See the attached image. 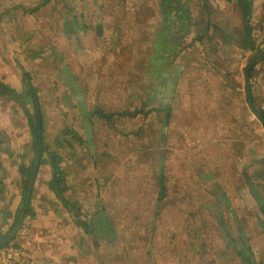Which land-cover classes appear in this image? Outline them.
<instances>
[{
  "label": "rangeland",
  "instance_id": "374dc122",
  "mask_svg": "<svg viewBox=\"0 0 264 264\" xmlns=\"http://www.w3.org/2000/svg\"><path fill=\"white\" fill-rule=\"evenodd\" d=\"M38 1L42 0L16 3L30 7ZM159 1L52 0L37 14L43 17L41 24L34 19L29 24L22 16L23 29L36 30V52L52 47L66 63L62 67L60 63L61 78L51 80L39 63L44 62V55L36 57L38 78L34 79L43 95L40 109L46 144L63 148L64 160H73L72 167H85L89 181L93 175L99 177L97 203L104 204L112 225L111 239L97 237V246L91 245V253L100 262L264 264V229L242 173V166L250 164L256 154L253 148L258 144L264 148V124L245 90L251 51L238 45L243 18L233 1L208 0L212 5L209 17L202 0H183L192 11L191 31L183 36L179 55L171 54L164 64L149 69L147 60L162 20ZM253 7V34L264 46V0H253ZM23 10L16 9V15ZM208 19L215 24L209 32L212 39L195 40L197 28L203 30ZM67 22L71 27L65 26L69 33L65 39L61 27ZM115 49L122 50L120 59L102 68L106 51ZM54 59L51 64L59 69ZM176 64L181 71L185 65L186 71L179 76L177 88L164 90L165 104L172 106L165 124L166 112L145 114L160 105L152 91L160 75L155 69L162 74ZM249 78L256 83L252 101L264 110V62ZM27 79L32 84V78ZM67 80L78 86L89 111L94 105L107 112L142 111L135 116L116 114L109 123L95 113L88 124ZM57 140H62L60 147ZM163 167L167 195L159 201ZM215 183L227 200L221 198ZM68 201L74 215L81 205L84 216L92 219L89 199ZM242 234L246 252L253 256L250 262L238 259L233 244V237Z\"/></svg>",
  "mask_w": 264,
  "mask_h": 264
},
{
  "label": "crops",
  "instance_id": "0c3cea01",
  "mask_svg": "<svg viewBox=\"0 0 264 264\" xmlns=\"http://www.w3.org/2000/svg\"><path fill=\"white\" fill-rule=\"evenodd\" d=\"M51 1H38L28 7L27 4L16 3V0H0V80L16 89L21 95H24V85L26 84V82L24 83L26 81L24 71L28 72L33 80L32 85L37 91L40 107L43 106V95L41 88L38 86V79L35 78L37 81L34 79V77H37L35 74L36 67L38 68L39 63L43 64L44 72H48L53 77L51 80H53L56 77L57 79L61 78L60 63L61 67L62 64L65 65L66 63L63 57L55 56L56 52L55 50L54 53L52 52V47H48L41 53L44 55L45 60L38 63L36 57L41 54L36 52L35 49L34 32L36 30L32 29L31 26L23 29L22 24L25 20L22 19V16H25L29 24H31V19L41 24L43 17L37 14H41L39 11ZM40 3L43 4L41 5ZM19 7L24 10L16 15V9H19ZM66 25L71 27L68 22L64 26L62 25L61 29L64 31L62 35L65 39L69 34L65 29ZM101 26L102 24L100 23V34L103 31ZM103 50L105 51L106 49L103 48ZM121 51V49L106 51L107 56L104 58L107 60L101 62L102 68L107 69L109 67L107 65L108 62H116L120 59ZM56 57L58 59L57 62H59V69L58 65L53 67L51 64V61L55 60L54 58ZM147 61V65H149V60ZM182 70L186 71L185 65ZM246 84L248 85V77ZM255 87L256 83L253 82L252 93L253 88L256 89ZM245 90L249 92L247 86ZM53 94L55 95V92H52ZM24 106H20L14 100L0 98V131L5 134V138L0 142V239L6 236L16 224L17 212L23 200V183L26 177L24 169L32 166L35 159V134L29 124ZM31 106L32 104L30 103L26 104L30 111ZM95 107L100 106L94 105L92 109ZM100 108L103 109L102 107ZM104 111L106 114L115 113V111ZM145 115H148L147 112ZM112 116L101 117L109 123L114 118ZM43 118L45 122V117ZM44 136L46 141L47 130L45 127ZM61 141H56L58 147L62 145ZM259 145L253 148L256 154L251 158L250 164L242 166V173L244 178L247 179L249 177V180H252L258 195L261 194L264 198V148L260 149L261 146L259 147ZM48 147L47 145V149L42 155L45 160L40 163L37 177L32 187L33 198L31 206L34 210V215H27L23 220V223H26L38 238L34 240V244L30 249V253L34 257V264H106L105 261L102 263L100 259H95L94 253H91L93 247L91 245L97 246V243H99L95 231L94 233H86L84 227L77 223L79 214L75 213L74 215V211L72 212L63 199H77L80 203H84V199H89L91 201L89 207L92 214L90 216H92V220H96V217L101 214L100 209L103 207L105 210L104 204L97 203L100 190L99 177L93 175L89 181L85 167L83 169H79L76 166L72 167L73 160H64L63 148L53 149ZM52 151L61 155V165L67 178L62 185L63 198L57 195L51 185L53 167L50 162V152ZM251 168L252 172L248 171ZM246 179L245 183L250 196L249 200H252L253 204H255V215L257 213L262 215L259 209L260 206ZM255 179H259L261 183H256ZM76 187L77 192L74 193ZM79 207L82 211L84 210L81 205ZM95 210L97 211L95 212ZM13 239H16V236ZM109 264L112 263L109 262Z\"/></svg>",
  "mask_w": 264,
  "mask_h": 264
},
{
  "label": "trees",
  "instance_id": "16d2710c",
  "mask_svg": "<svg viewBox=\"0 0 264 264\" xmlns=\"http://www.w3.org/2000/svg\"><path fill=\"white\" fill-rule=\"evenodd\" d=\"M49 0H44V2H48ZM197 1V0H196ZM200 1V0H199ZM203 1V7L205 10L208 11L209 17L212 15V5L208 2V0H202ZM236 3L237 8L239 10V15L243 18V29H242V37L239 39V46L242 49H248L251 51V56L249 58V62L245 68L247 77H248V87L249 90V101L252 104L253 111L259 116V118L262 120L264 124V110H258L253 100V95L251 91L252 82L249 77L253 75V71H255L258 64L264 62V46H262L260 43L257 42L256 38L253 34V26L251 19L253 18V15L255 13V8L253 7V0H229ZM161 3H163V6L161 8V17L162 20L160 22V25L158 29L155 31V43H154V50L151 53V59L149 60V69L155 68L156 65L159 63L164 64L168 57L171 55V57H175L176 55H179L180 51L178 50V47L183 42V36L188 35L191 31L192 27V11L190 10L189 4L184 3L183 0H161ZM41 5L43 3H40ZM38 7V6H37ZM75 20V19H74ZM215 24L211 21V19L207 20V26L202 30L200 27L197 28V34L195 36V40H201L204 39H212V34L209 33L211 31V27ZM183 71L179 69V65H175V67H169L166 72L160 73L159 68L155 69L154 73L160 74L157 78V85L155 88H152V91L155 93L158 100H160V105H155L151 109L147 111V114L152 112H166L167 119H165V124L169 122V119L171 118V111L172 106L166 105L165 103L168 102V95L165 94L164 90L165 88H177V82L179 79V76L181 75ZM24 75L27 78H31L30 74L26 71H24ZM0 98H10L15 99L16 101L20 102L22 106H24L25 112L28 116L29 124L32 128V131L34 132L35 136L39 133V120L37 115V103L39 104L38 95L35 87L31 84L29 81L28 87L25 88V94L20 95V93L17 92L16 89L12 88L8 84L4 83L0 80ZM32 104L33 110L30 111L29 108L26 107V104ZM162 105H165V107H162ZM142 109H135L133 112L129 113L126 111L122 112H115L106 114L103 109L100 107H95L92 110H88V112H84V114L90 119L95 113L100 114L102 117L112 116L114 114H120V115H132L135 116L139 112H141ZM139 132V131H138ZM5 138V134L0 131V142L3 141ZM40 143V151L42 155L44 154V151L47 149L45 136H44V119L42 116V136L39 138ZM45 159H41V163L44 162ZM62 157L59 153L52 151L50 152V162L53 167V178L51 181V185L54 188V190L58 193V195L63 198V189L62 185L67 180L66 174L62 168L61 165ZM34 164V161H33ZM29 166L26 167L25 173L26 177L24 179L23 183V200L20 205V208L18 209L17 216L15 223H19L20 226L23 223L24 218L27 215H34V210L31 206L32 198H33V188H29V177L30 172L33 167ZM164 167L160 170V193L158 196V200H164L167 195V186L165 184V177L163 174ZM247 176V175H246ZM246 179V178H245ZM250 189H252L253 194L256 198V201L258 202V205L260 206L259 209L262 213V215L256 214L257 220L260 224V226L264 229V198L260 194L258 195L257 190L252 183V180H249V177L246 179ZM214 187H216L219 192L222 199L227 200V196L225 195L224 191L218 184H214ZM64 199V202L66 205L71 204L68 199ZM77 204H74L75 206ZM72 210V208H71ZM76 212L79 214V218L77 223L79 225H82L86 231V233H94L97 235V237L109 238V235L111 234V221L103 209V207L100 209L101 214L100 216L96 217L95 219L89 220L87 216L85 217L84 214L81 212V208L77 206ZM80 212V213H79ZM95 220V221H94ZM222 223V221H221ZM6 236L2 237L0 240L4 239ZM114 238V237H113ZM112 238V239H113ZM13 240V239H12ZM105 240V239H104ZM246 239L245 236L240 235L238 237H233V244L235 248L238 250V259H243L242 261L250 262V259H253L252 253H247V249H245L246 246ZM4 247V246H3ZM2 248V247H1ZM250 251V247H249Z\"/></svg>",
  "mask_w": 264,
  "mask_h": 264
},
{
  "label": "built area",
  "instance_id": "2783aa9c",
  "mask_svg": "<svg viewBox=\"0 0 264 264\" xmlns=\"http://www.w3.org/2000/svg\"><path fill=\"white\" fill-rule=\"evenodd\" d=\"M37 239L34 231L26 223H22L16 239L0 249V264H34L30 249Z\"/></svg>",
  "mask_w": 264,
  "mask_h": 264
},
{
  "label": "water",
  "instance_id": "95a60500",
  "mask_svg": "<svg viewBox=\"0 0 264 264\" xmlns=\"http://www.w3.org/2000/svg\"><path fill=\"white\" fill-rule=\"evenodd\" d=\"M64 75H65V73H64ZM65 78H66V75H65ZM67 83L74 90V92L77 95L76 96L77 99L81 102L83 112H88L87 106L85 105L84 99L80 93V89L78 88V86L72 80H69ZM28 84H29V80L26 78L25 88L28 87ZM37 115H38V120H39V133L37 136H35V140H34V146H35V157L34 158L35 159H34L33 167H32L31 172H30L29 188H32L34 186V183H35V180L37 177V173H38V170L40 167L41 159H42V153L40 151V143H39V138L42 136V112L40 109V105L38 103H37ZM87 121H88V124H90L89 119H87ZM19 228H20V224L16 223L13 226L12 230L6 235V237L4 239L0 240V248L5 246L6 244H8L16 236Z\"/></svg>",
  "mask_w": 264,
  "mask_h": 264
},
{
  "label": "flooded vegetation",
  "instance_id": "af4514ba",
  "mask_svg": "<svg viewBox=\"0 0 264 264\" xmlns=\"http://www.w3.org/2000/svg\"><path fill=\"white\" fill-rule=\"evenodd\" d=\"M11 241H13V240H11ZM11 241H10V242H11ZM10 242H9V243H10ZM9 243H8V244H9ZM8 244H6V245H8ZM6 245H5V246H6ZM5 246H4V247H5ZM2 248H3V247H2ZM2 248H0V249H2Z\"/></svg>",
  "mask_w": 264,
  "mask_h": 264
}]
</instances>
